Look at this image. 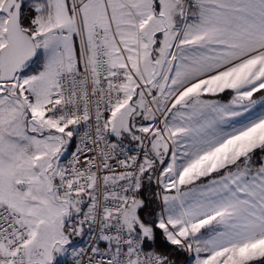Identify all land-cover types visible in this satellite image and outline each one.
<instances>
[{
    "label": "snow or ice",
    "instance_id": "obj_1",
    "mask_svg": "<svg viewBox=\"0 0 264 264\" xmlns=\"http://www.w3.org/2000/svg\"><path fill=\"white\" fill-rule=\"evenodd\" d=\"M257 94L264 0H0V264H264Z\"/></svg>",
    "mask_w": 264,
    "mask_h": 264
},
{
    "label": "built area",
    "instance_id": "obj_2",
    "mask_svg": "<svg viewBox=\"0 0 264 264\" xmlns=\"http://www.w3.org/2000/svg\"><path fill=\"white\" fill-rule=\"evenodd\" d=\"M67 159H70V156L67 157ZM67 159L65 162H67ZM88 242H89V237H88V232H87V229L85 230V234L83 237H80L79 238V241L77 242V245L80 246V247H87L88 245ZM101 247H103V245H101Z\"/></svg>",
    "mask_w": 264,
    "mask_h": 264
},
{
    "label": "rangeland",
    "instance_id": "obj_3",
    "mask_svg": "<svg viewBox=\"0 0 264 264\" xmlns=\"http://www.w3.org/2000/svg\"><path fill=\"white\" fill-rule=\"evenodd\" d=\"M225 98H227V96H225ZM257 99H258V103H257V105H256V107H255V109H254V111H261V110H264V107H262L261 106V104L259 103V94H257ZM247 115V114H246ZM67 159V158H66ZM66 161V160H65ZM79 238L80 237H75L74 238V242L77 244V242L79 241ZM163 238L162 237H160L159 239H158V241H157V243H160L161 242V240H162ZM188 254H184V256L183 257H185V256H187Z\"/></svg>",
    "mask_w": 264,
    "mask_h": 264
},
{
    "label": "trees",
    "instance_id": "obj_4",
    "mask_svg": "<svg viewBox=\"0 0 264 264\" xmlns=\"http://www.w3.org/2000/svg\"><path fill=\"white\" fill-rule=\"evenodd\" d=\"M158 245H159L161 248H164V247H165V245L163 244V239L161 240L160 243H158ZM183 256H184V254L181 255V257H183Z\"/></svg>",
    "mask_w": 264,
    "mask_h": 264
},
{
    "label": "crops",
    "instance_id": "obj_5",
    "mask_svg": "<svg viewBox=\"0 0 264 264\" xmlns=\"http://www.w3.org/2000/svg\"><path fill=\"white\" fill-rule=\"evenodd\" d=\"M188 258V255L187 256H185V257H179V259L181 260V261H184V260H186Z\"/></svg>",
    "mask_w": 264,
    "mask_h": 264
}]
</instances>
